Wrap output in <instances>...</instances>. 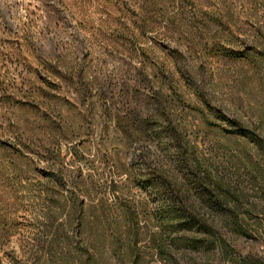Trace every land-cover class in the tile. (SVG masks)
Returning a JSON list of instances; mask_svg holds the SVG:
<instances>
[{"label":"rangeland","instance_id":"1","mask_svg":"<svg viewBox=\"0 0 264 264\" xmlns=\"http://www.w3.org/2000/svg\"><path fill=\"white\" fill-rule=\"evenodd\" d=\"M20 70L30 84L10 91ZM30 90L56 140L14 148L0 130V264H264V0H0V115H17ZM121 100L142 117L171 113L209 188L223 190L203 194L152 132L127 141L103 118ZM150 161L177 175L170 194L197 193L193 250L145 240L154 226L139 206L131 242L120 205L145 197L153 212L157 190L134 181ZM98 174L118 181L114 194Z\"/></svg>","mask_w":264,"mask_h":264},{"label":"trees","instance_id":"2","mask_svg":"<svg viewBox=\"0 0 264 264\" xmlns=\"http://www.w3.org/2000/svg\"><path fill=\"white\" fill-rule=\"evenodd\" d=\"M27 76L26 70L18 71L15 77H12L11 81L6 83L7 87L10 91H14L18 88V83L21 84V87L23 85L30 84ZM17 77H19L20 81L16 83L15 78ZM109 93H111V96H114V87L109 88ZM102 94L103 92L98 93V95ZM26 95L33 99L32 102L28 103L27 106H25L26 104H22L20 107H17V115H12V117H10V115L6 117L0 115V130H6L11 133L12 140H10L9 144L14 148L21 146L25 147V145L32 142L34 137L41 136L45 137V144L50 147L56 140L54 135L51 134L54 129H52L51 125L45 118L39 117L36 114V106L34 102L39 94L30 90ZM135 103L137 104L138 102ZM8 108H11V106ZM120 111L122 114H120ZM139 112L140 111L136 109V105L132 107L124 106V103H122L121 100L120 107L115 113H111V108L109 107L104 108L103 118H112L114 126L126 136L127 141L134 139V141L144 142L148 138V133L151 132L158 138V140H167V143H169L173 148L176 147V159L180 163L189 164L190 169H187V174L189 177L193 178L197 184L202 186L201 190H203V194L209 191L218 193L217 191L223 190L221 184L217 182L215 188H209L210 184L208 181L211 179L210 173L206 170H201L200 163L197 160L198 157L196 155L192 156L188 154V141L186 139H181L182 137L178 131L179 123L175 121V118L171 113L166 112L164 109H156L154 113H148L149 116L146 118L142 117ZM6 113H8L7 110L6 112H1L0 114ZM39 121L43 123V127H40ZM64 122L66 124L65 128L70 129L71 124L69 123V120H65ZM158 126H161V128H158ZM49 157L51 158V156ZM151 164L152 162L150 161L145 173L148 178L140 176L137 177L138 175H134V181L137 182L138 186H144L145 184L152 186L157 190L152 198L153 202L156 204L153 212H147L148 199H145V197L142 199V202L140 203L141 205H135V203L131 201H128V203L123 202L120 205L121 214L127 217L128 222L133 226L131 242L136 244V242L139 241L140 236H142L138 227L137 207L139 206L141 210L140 214L145 215V219L147 218L148 220H151V224L154 226L150 229L145 240L153 244L158 249L167 245L171 246L176 242L187 245L190 250H193L197 241L196 234L203 229L204 224L196 211V200L198 198L197 193H191L188 189H185L184 191L182 190L180 195L176 194V192L170 194L173 189H169V184L172 183L173 185H176L178 178L177 175L169 173L166 169H162L160 165L150 168L149 165ZM98 175L99 177L97 181L99 184L101 183L100 189H103L102 192L114 194V192L117 191L118 181L112 177L102 180L101 174ZM67 180L71 182L73 189L78 188L76 190H81L84 188L82 182L78 181L75 177H70ZM204 186L206 191L204 190ZM162 190L168 191V194H164ZM222 194L225 195V190ZM72 195L74 196V194ZM117 197L120 199L119 194L116 195L114 199L116 200ZM75 200L76 198L73 199L71 205L72 208L74 210L82 209L83 203L80 201L76 202ZM210 236L215 240L214 235L210 234Z\"/></svg>","mask_w":264,"mask_h":264}]
</instances>
